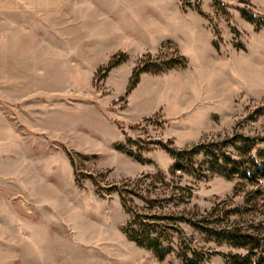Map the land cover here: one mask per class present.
<instances>
[{
  "label": "rangeland",
  "instance_id": "374dc122",
  "mask_svg": "<svg viewBox=\"0 0 264 264\" xmlns=\"http://www.w3.org/2000/svg\"><path fill=\"white\" fill-rule=\"evenodd\" d=\"M240 8L264 15V0H32L16 26L3 17L0 264H185L181 248L226 264L223 254L247 252L176 222L182 233L158 259L126 237L118 195L138 180L162 204L156 212L215 219L235 209L228 224L264 232V201H245L257 187L264 197V177L227 179L201 156L171 173L174 159L157 143L264 134V27ZM115 54L123 61L103 71ZM144 61L163 69L128 89ZM131 204L150 211L140 198Z\"/></svg>",
  "mask_w": 264,
  "mask_h": 264
},
{
  "label": "trees",
  "instance_id": "16d2710c",
  "mask_svg": "<svg viewBox=\"0 0 264 264\" xmlns=\"http://www.w3.org/2000/svg\"><path fill=\"white\" fill-rule=\"evenodd\" d=\"M240 11L246 20L254 23L256 29L264 27V15L255 14L245 8H240ZM122 61V55L115 54L102 70L106 72ZM179 61L182 62L181 59L166 60L162 64L165 65V68H169L179 65L181 63ZM159 66L160 63L153 64L150 61H144L140 66L138 65L133 70L132 80L128 84V89L135 86L138 81V75L141 72L163 69L159 68ZM260 109H255L253 111L254 114L251 115H261L259 114L261 113ZM157 143L174 159V164L170 169L171 173H175L177 170L183 171L186 167H193L197 157L201 156L210 172L221 174L227 179L236 177L255 186L259 179L264 177V134L234 132L231 136H226L220 140L199 142L183 149L169 147L167 143L161 141ZM117 148H121V146L118 145ZM136 159L139 160L137 157ZM153 177L151 176V178ZM135 182V184L130 185L127 181L124 182L118 192L122 207L130 214L122 229L129 240L151 250L158 259H163L173 250L169 244H164V241L169 242L171 233H182L180 227L174 223L185 222L218 243H227L247 250L245 254H223L226 264H264V232H255L257 230L256 226L252 225L250 226L252 228L251 232L243 230L236 224H228L230 214L237 213L238 210H223L221 213L216 214L215 219H210L205 215L196 216L197 213L195 212L194 216H191V214L189 216H184L183 214H162V212H156V209L163 207L162 204H158L156 208L153 206L157 205L156 203L159 200L150 196L149 187L147 189L142 188L137 183L138 180ZM179 188L181 190H190L188 187ZM183 196L184 194H180L178 198L182 200ZM257 196L264 201L262 191L258 187L245 194L246 204L249 205L248 203L251 199ZM134 198L145 200L147 202L146 207L150 211L138 213L131 206ZM172 199L173 195L160 200L161 202H168L172 201ZM247 210H249L248 206L244 208V211ZM211 215H213V212ZM209 255V252H200L194 249L186 250L181 248L177 252V256L185 264H201L209 258Z\"/></svg>",
  "mask_w": 264,
  "mask_h": 264
},
{
  "label": "crops",
  "instance_id": "0c3cea01",
  "mask_svg": "<svg viewBox=\"0 0 264 264\" xmlns=\"http://www.w3.org/2000/svg\"><path fill=\"white\" fill-rule=\"evenodd\" d=\"M22 6L25 8L23 9ZM29 7H32V0H0V23L4 20L3 17H6L5 19L11 21V25L16 26L19 13H25L26 11V14H28ZM62 35H65V33L63 32Z\"/></svg>",
  "mask_w": 264,
  "mask_h": 264
}]
</instances>
